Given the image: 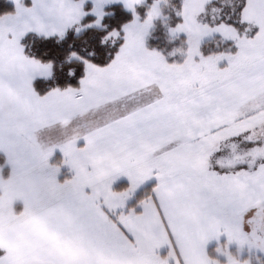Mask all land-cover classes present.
<instances>
[{"label": "snow or ice", "instance_id": "1", "mask_svg": "<svg viewBox=\"0 0 264 264\" xmlns=\"http://www.w3.org/2000/svg\"><path fill=\"white\" fill-rule=\"evenodd\" d=\"M13 2L0 15V264H222L206 252L222 236L223 264H264V0ZM115 4L131 19L109 28ZM158 29L163 47L149 44ZM69 31L80 86L41 95L53 62L21 39Z\"/></svg>", "mask_w": 264, "mask_h": 264}, {"label": "trees", "instance_id": "2", "mask_svg": "<svg viewBox=\"0 0 264 264\" xmlns=\"http://www.w3.org/2000/svg\"><path fill=\"white\" fill-rule=\"evenodd\" d=\"M107 10L112 13V15L106 16L104 19V23L109 25V28L119 27L120 24L131 19V14L125 11L121 5L110 6ZM14 11V5L10 0H0V15ZM70 44L72 45L71 48L69 47ZM23 45L27 55L35 57L42 62H53V76L49 80L40 79L34 83L35 89L41 95L53 87H60L62 89L69 86L73 88L78 87L79 80L83 76V66L75 63L69 65L64 62L65 57L70 51H79L81 47L80 42L76 40L75 33L73 31H69L65 38L59 41L57 37L44 38L38 36H27L23 41ZM94 62L100 61L94 59ZM69 67L75 68V75L71 77L67 75ZM122 189L123 188L119 185L115 187V190L117 191H121ZM140 199V195L138 194L137 200L135 199L131 203V208H137V204ZM137 211H139L138 208ZM215 247H217V245L207 248V254L210 258H217L214 249ZM221 262L223 261L221 260Z\"/></svg>", "mask_w": 264, "mask_h": 264}, {"label": "rangeland", "instance_id": "3", "mask_svg": "<svg viewBox=\"0 0 264 264\" xmlns=\"http://www.w3.org/2000/svg\"><path fill=\"white\" fill-rule=\"evenodd\" d=\"M10 1L13 3V5H14V9H15V4H14L13 0H10ZM24 3H25L26 6H30V5H31V0H24ZM115 5H120V4H115ZM111 6H114V5H111ZM121 6H122V5H121ZM109 7H110V6H108V7L106 8V11H108L107 9H108ZM122 8H123V6H122ZM123 9H124V8H123ZM124 10H125V9H124ZM125 11H127V10H125ZM127 12H128V11H127ZM27 36H38V37H42V36H39V35L36 34V33H32V32L27 33V34L21 39V44H22V45H23V41L26 39ZM154 36L158 37V39H152V40H150V41H149V44H150V45H157V44H158V45H160L161 47H163V46H164L163 38H162V36L160 35V31H159V29L157 30L156 33H154ZM49 38H50V37H49ZM52 38H54V37H52ZM23 46H24V45H23ZM24 49H25V47H24ZM25 53H26V51H25ZM40 79L49 80L50 78L45 79V78H42V77H37V78L33 81V84L35 83V81L40 80ZM79 86H80V85H78V87H79ZM78 87H76V88H78ZM3 159H4L3 153H0V162H2ZM62 159H63L62 154H61L59 151H56V152L54 153V156L51 158V161H50V162H51V163H58V162L61 161ZM9 171H10L9 169H6L5 172L3 173L5 177L9 174ZM72 175H73L72 171L69 169L68 166L65 165V166H62V167H61L60 173H58L57 178H58V180H59L60 182H63L65 179L71 178ZM128 184H129V182H128V180H127L126 177H120V178H118L116 181H114L112 187H113V190H115V187L119 185V186H121V187L123 188L122 190H124L125 188L128 187ZM151 187H152V182H151V181H150V182H147L145 185L141 186V187L136 191L135 195L127 201V207L131 208V203L133 202V200H135V199L137 200V195L139 194V195H140V198H143L144 194H145L147 191H149V190L151 189ZM122 190H121V191H122ZM115 191H117V190H115ZM138 192H139V193H138ZM137 205H138V204H137ZM14 207L17 209V211H19V210L22 209V204H21L20 202H17V203L14 205ZM137 208H138V207H137ZM138 209H139V208H138ZM222 243H224V242H222ZM222 243H219L218 246L222 245ZM211 246H213V245H211ZM218 246H217V247H218ZM217 247L214 248V249H215V252H216V248H217ZM232 249H234V250H232ZM235 250H236V246H235V245L230 246V251L233 252V251H235ZM216 255H218V254L216 253ZM244 255L247 256V255H248L247 252H245ZM255 255L259 256L261 260H264V254L256 253ZM219 257H220V256H219ZM220 258H223V257H220ZM253 264H256V261H255V260H253Z\"/></svg>", "mask_w": 264, "mask_h": 264}, {"label": "crops", "instance_id": "4", "mask_svg": "<svg viewBox=\"0 0 264 264\" xmlns=\"http://www.w3.org/2000/svg\"><path fill=\"white\" fill-rule=\"evenodd\" d=\"M140 210V209H139ZM222 242H226V237H224V236H222L221 238H220V241L219 242H217L216 240H212V241H210L207 245H206V252H207V248L208 247H210L211 245H219V243H222ZM223 244V243H222ZM232 250H234V249H232ZM163 251V250H162ZM233 253H235V251H233ZM217 256V258L216 259H220V260H222V261H224V258H220L218 255H216ZM247 256L246 255H244V258H246ZM222 264H223V262H222Z\"/></svg>", "mask_w": 264, "mask_h": 264}]
</instances>
